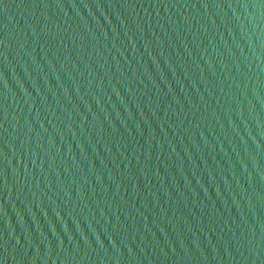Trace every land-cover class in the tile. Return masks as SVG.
Returning <instances> with one entry per match:
<instances>
[{
    "label": "water",
    "instance_id": "1",
    "mask_svg": "<svg viewBox=\"0 0 264 264\" xmlns=\"http://www.w3.org/2000/svg\"><path fill=\"white\" fill-rule=\"evenodd\" d=\"M0 264H264V0H0Z\"/></svg>",
    "mask_w": 264,
    "mask_h": 264
}]
</instances>
